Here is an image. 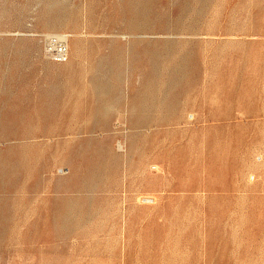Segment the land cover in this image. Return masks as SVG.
<instances>
[{"label":"rangeland","instance_id":"obj_1","mask_svg":"<svg viewBox=\"0 0 264 264\" xmlns=\"http://www.w3.org/2000/svg\"><path fill=\"white\" fill-rule=\"evenodd\" d=\"M0 264H264V0H0Z\"/></svg>","mask_w":264,"mask_h":264},{"label":"built area","instance_id":"obj_2","mask_svg":"<svg viewBox=\"0 0 264 264\" xmlns=\"http://www.w3.org/2000/svg\"><path fill=\"white\" fill-rule=\"evenodd\" d=\"M47 55L56 62H66L70 56L68 37L60 34H48L44 38Z\"/></svg>","mask_w":264,"mask_h":264},{"label":"bare ground","instance_id":"obj_3","mask_svg":"<svg viewBox=\"0 0 264 264\" xmlns=\"http://www.w3.org/2000/svg\"><path fill=\"white\" fill-rule=\"evenodd\" d=\"M65 35V34H64ZM67 36V35H66Z\"/></svg>","mask_w":264,"mask_h":264}]
</instances>
